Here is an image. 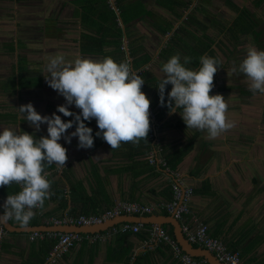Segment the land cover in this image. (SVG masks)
<instances>
[{"label":"crops","instance_id":"obj_1","mask_svg":"<svg viewBox=\"0 0 264 264\" xmlns=\"http://www.w3.org/2000/svg\"><path fill=\"white\" fill-rule=\"evenodd\" d=\"M118 5L116 24L106 0H0V132L9 127L37 138L48 135L46 124L36 131L19 112L28 103L42 116L56 113L65 122L75 119L57 112L66 100L44 77L55 55L66 61L112 57L135 71L148 67L142 91L159 120L156 140L148 135V140L122 143L113 150L96 136L95 119L85 121L93 129L94 147L80 149L78 137L70 144L62 137L59 143L68 159L65 166L45 163L51 194L44 207L34 210L25 228L15 219L10 220L12 231L0 223L7 231L0 264H44L53 240L31 236L65 227L53 225V218L99 214L118 202L153 206L169 201L173 174L194 189L185 223L192 228L206 223L210 234L240 251L244 262L264 264V94L250 91L247 77L239 72L249 45L264 50V0H118ZM245 10L254 28L235 40V23ZM178 53L182 62L190 57L186 67L191 69L201 66L205 54L222 61L210 95L224 96L234 126L216 138L187 129L181 109L169 114L160 106L156 86L164 75L163 64ZM233 68L236 71L228 76ZM171 88L167 85L166 93ZM69 109L74 114L81 111L74 104ZM152 155L154 164L149 161ZM168 158L175 167L168 165ZM19 191L15 183L0 187V201ZM159 216L169 215H145L137 233L111 235V227L80 233L102 239H84L58 264H181L169 244L151 242L152 227L159 223L176 241L174 227ZM37 227L40 231H26Z\"/></svg>","mask_w":264,"mask_h":264},{"label":"clouds","instance_id":"obj_2","mask_svg":"<svg viewBox=\"0 0 264 264\" xmlns=\"http://www.w3.org/2000/svg\"><path fill=\"white\" fill-rule=\"evenodd\" d=\"M190 57L173 55L163 64V76L156 88L161 107H167L169 114L180 115L187 129L206 132L216 138L231 129L234 124L228 119V105L223 95H210L214 87V76L222 61L207 54L200 57L198 69L186 67ZM44 75L49 87L56 90L65 100L57 112L64 117L75 116L65 122L61 115L53 113L42 116L32 103L21 105L19 112L36 131L47 125V136L37 138L26 131L16 132L4 127L0 132V187L19 185L20 191L8 195L3 204L0 223L15 219L22 228L29 225L35 216V209L43 208L50 197L51 182L45 171V163L65 166L67 149L59 143L63 138L71 143L78 137V148L94 147L93 129L85 121L95 119L101 137L118 149L122 143L148 140L150 132L151 100L142 91L145 81L132 72L128 62H116L112 57L92 60L78 57L66 61L62 55L51 57ZM236 69L228 70V76ZM239 72L249 81V90L264 94V50L249 45L247 55L239 65ZM172 85L166 93V86ZM167 95V104L165 96ZM75 105L81 111L74 114L69 106ZM75 124V131L68 130Z\"/></svg>","mask_w":264,"mask_h":264},{"label":"built area","instance_id":"obj_3","mask_svg":"<svg viewBox=\"0 0 264 264\" xmlns=\"http://www.w3.org/2000/svg\"><path fill=\"white\" fill-rule=\"evenodd\" d=\"M110 8L119 14V9L116 7V0H106ZM148 67L140 70H132L137 73L142 79L145 71ZM144 80V79H143ZM143 87V86H142ZM159 128V120L150 106V132L149 138L156 140L157 130ZM151 164L157 162L155 156L149 158ZM160 164L167 169L166 161L161 160ZM173 174V172H171ZM175 177L172 183V197L169 201L159 203L157 205H142L135 202H118L113 208L105 210L99 214L91 215H79L72 217L67 214L60 218H53L51 222L55 226H75L81 228H88L94 226H100L104 223L114 220L121 216H145L150 215L155 211L163 212L172 216L175 220L181 223V230L186 239L195 246H199L210 251L219 262L223 264H247L244 262L240 251L231 250L220 238L214 237L210 234L209 226L200 222L196 227L192 228L185 223V219L191 214V200L194 194V189L187 186L185 182L173 174ZM6 199L0 201V210L3 212V204ZM142 224L121 223L110 228L109 233L115 235L117 233H137L139 232ZM7 231L0 225V256L3 251L2 241ZM31 239H50L53 240V244L50 248L46 262L44 264H58V262L68 253L72 248L82 242L84 239L90 242L96 239H102L99 234L94 235H82L76 232H53V233H39L32 234ZM151 242H165L169 244L174 252V257L181 262V264H209L204 259L192 257L185 253L177 242L158 225H154L151 230Z\"/></svg>","mask_w":264,"mask_h":264},{"label":"water","instance_id":"obj_4","mask_svg":"<svg viewBox=\"0 0 264 264\" xmlns=\"http://www.w3.org/2000/svg\"><path fill=\"white\" fill-rule=\"evenodd\" d=\"M3 213L0 212V215ZM160 218H163L165 220V223L171 224L174 227V232H175V238L177 243L182 247V249L189 255L194 256V257H201L207 260L209 264H223L218 261V259L207 249L202 248V247H195L192 245L183 235L181 231V224L178 220H175L172 216H159ZM147 220L146 217L144 216H121L118 217L114 220L108 221L104 223L103 225L100 226H94V227H88V228H81V227H75V226H65L57 229H53L52 231H57V232H79V233H84V232H99L100 230H106L109 227L115 226L119 223L122 222H128V223H140L143 224ZM5 228L8 231H12L13 227L10 223V220L7 223H3ZM162 223H159V226H161ZM30 232H35V231H40L39 228H30V230H26Z\"/></svg>","mask_w":264,"mask_h":264},{"label":"trees","instance_id":"obj_5","mask_svg":"<svg viewBox=\"0 0 264 264\" xmlns=\"http://www.w3.org/2000/svg\"><path fill=\"white\" fill-rule=\"evenodd\" d=\"M116 7L120 10L119 5H118V0H116ZM111 11L114 13L115 23L118 24V16H119V14L117 15L115 13V11H113V10H111ZM246 15H247V11L245 10V12H243V14H242V17L239 20H237V22L235 23V26L237 28L236 33H233V37L235 38V40L236 39L238 40V38H239V36L241 34L247 32V31L250 32L254 28L253 24L250 22L251 21L250 17H246V18L244 17ZM144 86H146V81H145V84L143 85V87ZM167 163L172 168L175 167V165H176V163H172V161L169 158L167 159ZM171 197H172V195H171ZM234 251H236V250H234Z\"/></svg>","mask_w":264,"mask_h":264}]
</instances>
